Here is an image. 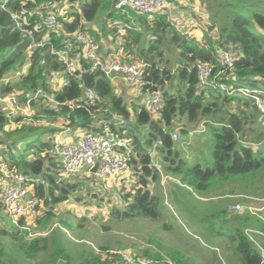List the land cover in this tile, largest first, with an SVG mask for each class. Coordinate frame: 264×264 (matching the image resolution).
I'll use <instances>...</instances> for the list:
<instances>
[{
    "label": "trees",
    "instance_id": "trees-1",
    "mask_svg": "<svg viewBox=\"0 0 264 264\" xmlns=\"http://www.w3.org/2000/svg\"><path fill=\"white\" fill-rule=\"evenodd\" d=\"M49 2L71 3V8L63 9L59 15L65 33L82 30L97 40L99 33L89 24L95 21L99 11L105 9L108 12L104 20L106 31L102 29L104 36H117L122 30L126 57L151 65L148 80L162 90L165 102L157 115L118 96L103 73L91 71L92 64L82 57L80 51L71 57L78 58L83 71L67 75V82L60 90L52 88L57 74L65 71L55 51L64 48L63 42L68 38L48 30L43 24L41 12L45 17L47 10L37 7ZM78 2L77 9L75 5ZM117 2L0 0V95L5 97L15 91L27 95L43 89L59 103L57 108L52 109L46 102L38 101L34 104L30 123H24L22 115L13 118L20 126L14 130L9 129L11 119L0 114V155L7 160L12 172L31 179L32 195L39 200V205L44 202L48 209L45 216L52 218L55 208L68 201L81 184L60 177L62 167L56 153V137L66 128H82L86 133L96 131V122L110 124L114 117L132 124V127L122 129L121 133H125L133 146V168L137 170L142 166L143 174L134 185V191L122 196V208L111 210V221L136 218L163 220L161 198L150 190V185L161 178L157 170L150 168L152 158L148 149L154 147L166 164L164 173L180 182L175 195L180 193L181 199L195 201L203 195H264V145L260 146L264 144V126L254 102L240 96L222 95L218 91H201L195 69V64L201 61L218 69L216 54L219 50H226L235 55L234 70L227 83L233 87L264 90V16L259 13L251 18L240 15L232 10L230 0H226L222 7H228L229 14L213 15L211 24L208 23L205 31L203 29V41H198L195 34L180 29L168 10L147 17L133 11H118L115 8ZM15 13L27 17V23L22 25L24 31L16 27L12 19ZM37 42L43 47H34ZM26 66V73L16 82H5L8 74L21 73ZM87 89L97 95L94 107L78 106L84 100ZM201 122L207 128L202 133L210 134L213 139L212 164L207 167L201 164L190 166L178 149L179 140L172 139V133L177 131L179 136L189 134L196 127L198 129ZM256 144H259L257 148ZM224 185L233 186L214 193L215 189ZM206 214L199 223L208 231L205 238L209 242L207 245L217 247L212 240L224 236L231 248L230 259L239 264H262L261 250L247 237L243 228L254 224L256 230L264 232L263 220L237 216L228 221L226 210L221 209ZM215 221L222 223L220 227L215 226ZM172 227L171 223L163 224L165 231H172ZM27 235L24 221L20 220L19 225L13 224L0 203V264H18L12 258L11 248L17 255L25 254L29 258L46 254L50 257L49 264H75L72 252L68 251L59 236L28 240ZM259 242L264 250V239ZM107 249L104 247L101 250ZM135 255L158 261L168 260L160 253L148 250ZM166 256L176 264H190L186 256L178 251L169 250ZM80 264L122 262L119 258H104L92 252Z\"/></svg>",
    "mask_w": 264,
    "mask_h": 264
},
{
    "label": "rangeland",
    "instance_id": "rangeland-1",
    "mask_svg": "<svg viewBox=\"0 0 264 264\" xmlns=\"http://www.w3.org/2000/svg\"><path fill=\"white\" fill-rule=\"evenodd\" d=\"M183 2L189 5L190 11H184V8H180L181 11L174 10L178 5L172 3L171 9L167 12H169L172 19H176V13L178 12L181 17L180 27L183 28L182 31L195 34L198 41H203V29L205 31L208 23L211 24L210 19L213 15H226L230 11L228 7L223 6L224 9L222 7L226 0H183ZM183 2L180 4H184ZM237 2L246 6H241ZM230 3L232 4V10L240 15L251 18L255 13H259L264 16V0H230ZM79 4L80 2L75 5V8L78 9ZM70 5L71 3L67 2L63 4V7L65 9L71 8ZM222 11L223 13H221ZM107 13L105 9L99 11L95 21L89 24L93 29L95 28L102 39V29L106 31L104 20ZM27 68L28 66L21 73L11 72L5 78V82H16L22 74L26 73ZM175 82L177 84L178 80L176 79ZM55 84L56 79L52 82V88L57 90L59 87H56ZM126 91L135 104L144 106L146 102L144 96L138 95L130 85L126 88ZM130 97L127 96L126 98L130 99ZM2 110L4 112L0 110V114L7 119L12 118L8 115L6 108ZM24 123H30V121H24ZM9 126V129L12 130L20 127L14 119H11ZM53 127L57 128L56 125ZM205 128V123L201 122L198 124V129L196 127L197 130L191 131L192 134L179 136V141H177L183 159L190 166L201 164L203 167H207L212 164L213 139L210 134L202 133ZM71 131L74 132L75 130L72 129ZM183 140L186 141L185 144H183ZM254 146L257 148L259 144ZM151 150L153 152L154 148L148 149V153ZM155 154V162L159 164L164 172L166 166L164 159L157 149H155ZM65 179L81 183L78 191L74 192L68 201L55 208L52 218L45 216L48 209L44 202L40 203L34 214L26 218L24 226L28 232V240L42 237L54 239L59 236L68 251L72 252L75 264H80L90 253H96L95 250L104 247L111 250L129 251L133 254H143L146 250L158 252L168 260L167 251H178L186 256L190 264H239L237 261L230 259L231 248L224 236L221 237L222 239L215 238L212 240L217 247L211 248L207 245L209 242L205 238L208 236V231L199 221L204 218L206 212L205 216L217 209L226 210L228 221L237 216L264 219V195L240 194L235 196L215 195L212 197L203 195L197 197L198 199L195 201L191 198L184 200L181 199L180 193H178V196L175 195L176 186L180 184L178 179L174 178L176 181L162 180L161 177L158 182L153 183L152 192L158 194L161 198L164 213L162 221L136 218L114 222L110 220L111 210L117 207L122 208V196L134 191L131 177L122 180L118 178L106 180L83 175L79 178L65 177ZM232 186L218 187L214 193L217 194L219 190H226ZM176 200H178V203H176ZM237 204L244 206L247 211L242 214L231 211V206ZM251 209L252 211H250ZM39 219H41L40 222H38ZM165 223H171L173 230L165 231L163 228ZM221 224V222L215 221V226L220 227ZM243 230L248 235L250 230H256V226L254 224L245 225ZM251 237L253 238V236ZM255 237L260 241V237ZM12 250L11 248L12 258L18 264L50 263V257L46 254L29 258L25 254L17 255ZM262 260L264 261V258Z\"/></svg>",
    "mask_w": 264,
    "mask_h": 264
},
{
    "label": "built area",
    "instance_id": "built-area-1",
    "mask_svg": "<svg viewBox=\"0 0 264 264\" xmlns=\"http://www.w3.org/2000/svg\"><path fill=\"white\" fill-rule=\"evenodd\" d=\"M173 1L177 0H118L115 8L118 11L128 10L147 17H154L167 10ZM42 8L47 10L45 17L42 16L41 12L43 24L47 29L55 31L58 34H63L68 38L63 42L64 48L55 51L59 60L65 66L63 74L58 73L57 76L61 75L66 78L67 75H73L83 71V66L78 58L71 57L76 52L79 54L80 51L82 57L92 64V72L100 71L112 84L116 80H123L134 88L138 95L145 97L146 102L144 107L146 110L152 114H158L164 107L165 102L162 90L155 87L148 80V71L151 65L141 60H129L125 55L121 36L118 38L115 49L104 53L103 46L92 34L82 30H77L71 34L65 33L59 21V15L65 9L63 4H52L49 2L37 7V9ZM12 19L16 27L20 30H23L22 25H25L28 21L26 16L18 13L12 14ZM119 34H122V30L119 31ZM33 46L43 47V44L37 42ZM215 60L218 64V69L213 64L204 61L195 64L200 90L205 92L218 91L222 95L231 97L240 96L252 100L261 120H263L264 126V90L248 87H233L227 83L228 77L232 74L235 66V55L231 52L219 50ZM41 100L46 102L52 109L59 106L56 99L43 89L27 95L24 92L12 93L5 97L0 95V102L7 104L9 107L8 113L11 117L17 115H32L29 111L34 108L35 103ZM96 102V93L91 89H87L85 90L84 100L78 106L94 107ZM113 119L110 124H99L96 122V131L90 130L76 140L56 143V153L62 167L60 174L62 179L65 177L79 178L83 175H90L99 179L110 180L119 179L121 175L128 174L131 177L133 185L138 182L140 176L143 174L142 166H139L137 170L133 168V146L131 145L130 139L125 137V133H121L122 129L129 127V121L119 117H114ZM113 126L115 129H113ZM172 139L175 141L179 139V133L177 131L172 133ZM154 148L156 149V147ZM155 149L150 154L152 158L150 168L157 170L162 180L170 179L176 181L172 177L163 175L164 173H162L159 164L154 161ZM96 166L97 171L93 172ZM0 175L3 180L0 192V203L2 204L4 213L10 217L12 223L15 225H19L20 220H23L25 223L26 218L34 214L39 206V200L32 195L33 187L31 185V179L23 174L12 172L7 160L1 155ZM231 211L242 214L247 209L237 204L231 206ZM255 236L264 239V232L250 230L247 235L253 244L261 250L263 259L264 250ZM95 252L103 255L104 258L108 256L119 258L122 264H176L170 260L158 261L137 256L124 250L99 249L95 250Z\"/></svg>",
    "mask_w": 264,
    "mask_h": 264
},
{
    "label": "crops",
    "instance_id": "crops-1",
    "mask_svg": "<svg viewBox=\"0 0 264 264\" xmlns=\"http://www.w3.org/2000/svg\"><path fill=\"white\" fill-rule=\"evenodd\" d=\"M181 2H183V0L181 1V0H177V1H173V2H171L170 3V5H169V7H168V9L167 10H170L171 8H170V6H171V4L172 3H174V4H177L178 5V7H176V9H174V10H180L181 11V9L180 8H184L185 10L184 11H190V9H189V5L186 3V2H183L184 4H180ZM173 10V11H174ZM177 14V16H176V19H174L173 18V20L176 22V24L180 27V24L182 23V22H180L181 21V17H180V14L177 12L176 13ZM180 29H181V27H180ZM183 29V28H182ZM181 29V30H182ZM94 31H96L95 30V28H94ZM186 32V31H185ZM189 32V31H188ZM102 34V36H103V39L101 38V37H99V39H98V41L101 43V45L103 46V52L105 53V52H109V51H111V50H114L115 49V47H116V44H117V42H118V36H123V34H124V32L122 31V34L121 35H118L117 34V36L115 35H108L107 37L106 36H104L105 34H103V33H101ZM202 36H203V32H202ZM114 39V40H113ZM66 82H67V78H65V76H61V75H59L57 78H56V84H55V86L56 87H59L57 90H60L65 84H66ZM59 85V86H58ZM118 85V87L116 88V86ZM113 86H114V88H115V91H116V93H117V95L118 96H120V97H123L126 101H128V103H133V101H132V99H131V97H130V95L127 93V91H126V88H128V84L127 83H125L123 80H116L114 83H113ZM131 87V86H130ZM56 90V91H57ZM130 97V99H127L126 97ZM1 104H0V110L1 111H3L2 109H4V108H6L7 109V113H8V111H9V107L7 106V104L6 103H4V102H0ZM4 112V111H3ZM29 112H31V114L32 115H30V116H25V115H22V117H23V119L25 120V121H27V122H29V121H32L33 120V115H34V108H32ZM8 115H9V113H8ZM17 116H21V115H17ZM14 117H16V116H13L12 118H10V119H13ZM72 129H70V128H66V130L65 131H63L60 135H58L57 137H56V143H64V142H69V141H72V140H76L78 137H80V136H83L85 133H86V130L85 129H74L75 131L73 132V131H71ZM193 132V131H192ZM190 134H192L191 132H190ZM185 142L186 141H184L183 140V144H185ZM155 149V148H154ZM152 153V150L150 151V154ZM155 156H156V154L154 155V161H155ZM162 173H164L163 171H162ZM164 176H168V175H166V174H163ZM127 177H130V176H128V174H123V175H121L120 177H119V179L120 180H122V179H127ZM2 182H3V180L1 179V176H0V192H1V189H2ZM162 182V181H161ZM152 186H153V183L150 185V190L152 191ZM263 220V219H262ZM264 221V220H263ZM263 264V263H262Z\"/></svg>",
    "mask_w": 264,
    "mask_h": 264
},
{
    "label": "water",
    "instance_id": "water-1",
    "mask_svg": "<svg viewBox=\"0 0 264 264\" xmlns=\"http://www.w3.org/2000/svg\"><path fill=\"white\" fill-rule=\"evenodd\" d=\"M130 127H132V124H129ZM97 171V166L93 169V172Z\"/></svg>",
    "mask_w": 264,
    "mask_h": 264
}]
</instances>
